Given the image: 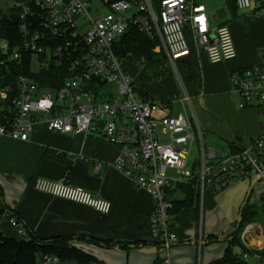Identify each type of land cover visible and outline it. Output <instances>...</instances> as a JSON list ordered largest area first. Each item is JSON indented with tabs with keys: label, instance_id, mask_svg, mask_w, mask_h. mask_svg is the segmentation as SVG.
<instances>
[{
	"label": "built area",
	"instance_id": "2783aa9c",
	"mask_svg": "<svg viewBox=\"0 0 264 264\" xmlns=\"http://www.w3.org/2000/svg\"><path fill=\"white\" fill-rule=\"evenodd\" d=\"M0 0V140L27 142L32 127L43 124L53 133L98 137L117 147L114 168L153 200L150 217L154 243L169 250L177 243L178 214L168 198L183 184H193L202 204L206 194L216 195L236 180L255 177L264 186V64L232 73L230 82L240 109H256L259 138L229 153L216 155L205 148L199 129L183 104L172 118L167 105L144 100L115 54L119 40L130 30L157 37L161 49L173 59L188 51L184 26L212 64L236 56L226 25L211 27L205 8L194 0ZM239 11L250 0H236ZM17 22V35L12 32ZM54 72L53 77L44 75ZM59 83L55 86L54 83ZM114 85L116 97L103 99L101 90ZM183 102L187 103L184 98ZM199 135V164L189 162V150ZM171 172L174 177H168ZM33 189L107 215L111 203L93 192L65 181L37 177ZM264 202V201H263ZM23 226L8 210L0 226ZM244 253L234 264H264V227L253 223L240 235ZM202 244V243H199ZM39 264H64L43 254ZM75 264V263H70ZM92 264H100L98 262ZM155 264H173L166 255Z\"/></svg>",
	"mask_w": 264,
	"mask_h": 264
},
{
	"label": "crops",
	"instance_id": "0c3cea01",
	"mask_svg": "<svg viewBox=\"0 0 264 264\" xmlns=\"http://www.w3.org/2000/svg\"><path fill=\"white\" fill-rule=\"evenodd\" d=\"M194 2L205 8L209 18L216 10L224 9L225 16L216 22L210 19V25L229 28L235 58L210 63L203 52H197L190 27L186 25L189 49L172 60L177 83L163 52L160 55L165 62L160 66L159 95L153 97L141 90L157 103L167 105L166 114L172 118L183 112L174 116L170 103L185 105L182 100L186 98L195 123L227 143L230 152L232 146L245 147L259 138L261 132L256 109H240L236 104L230 76L264 64V0H250L245 11L237 9L236 0ZM117 156V147L98 137L53 133L45 125L36 124L27 142L0 140V202L23 226L27 238L62 241L100 264H155L166 255L173 264H210L224 256L227 242H208L210 237L223 239L232 234L229 225L237 222L242 204L238 208L237 205L250 183L240 180L219 194H206L202 204L198 200L199 206L186 208L192 213H186L182 221L179 212L177 243L165 250L152 238V198L115 170ZM37 177L65 181L93 192L110 201L111 210L101 215L90 208L38 193L32 186ZM205 200L213 219L209 220L206 233L202 227ZM194 211L199 212L198 216ZM0 234L20 239L18 230L7 224L0 226Z\"/></svg>",
	"mask_w": 264,
	"mask_h": 264
},
{
	"label": "trees",
	"instance_id": "16d2710c",
	"mask_svg": "<svg viewBox=\"0 0 264 264\" xmlns=\"http://www.w3.org/2000/svg\"><path fill=\"white\" fill-rule=\"evenodd\" d=\"M157 3V0H154ZM12 32L17 35V22H13ZM3 32L0 31V36ZM157 48H161V42L159 38H151L146 34H141L136 30H130L126 35H124L115 47V54L119 58H126L128 56L132 57L137 61L146 63L154 59L159 54L155 53ZM54 72L50 71L44 73V75H49L53 77ZM54 83L57 87L59 83ZM137 90V89H136ZM142 99H151L148 94L143 92L141 89L137 90ZM231 150H236L234 146L230 148ZM182 194L185 196L183 203H176L174 205L175 213H179L182 209L187 207H192V205H197L198 203V192L193 186V184H183L179 187ZM2 197V191L0 189V199ZM7 209L0 202V214L2 211ZM10 214H12L9 211ZM13 215V214H12ZM242 221L240 225L236 228L231 235L224 237V240H217L219 238L210 237L208 243L215 242H227V249L224 256L218 261L212 262L210 264H234L237 260L238 255H233L231 247L233 245H238L241 249L245 250L241 240L240 235L244 226L247 223H261L264 224V210L257 211L247 204L242 210ZM259 221V222H258ZM43 254L54 255L59 258V260L64 264H92L98 262L95 258L84 254L83 252L69 248L65 243L59 240L52 241H37L32 238L16 239L13 237H7L0 234V264H37L39 259Z\"/></svg>",
	"mask_w": 264,
	"mask_h": 264
},
{
	"label": "rangeland",
	"instance_id": "374dc122",
	"mask_svg": "<svg viewBox=\"0 0 264 264\" xmlns=\"http://www.w3.org/2000/svg\"><path fill=\"white\" fill-rule=\"evenodd\" d=\"M22 1L24 3L27 2L25 0H22ZM166 61L169 63L173 77L175 78L176 83H177L176 71L173 70V66H175V65H174V63L171 64L168 58ZM164 62L165 61H164V58L162 57V55H157L151 61V63H149V62L143 63L141 61H137V60L133 59L132 57L128 56V57L123 58L121 60L120 66H121L123 72L133 80V86L135 89H137V90L142 89L144 91H147L148 94L155 97L156 95H159L158 78L162 75L160 72V66H162L164 64ZM152 68H154V69H152ZM138 73H140L139 76H138ZM101 95H102V98H103V95H105V98H103V99H111L112 97H116L117 94L115 92L114 85H112V84L105 85V87L101 90ZM170 105L172 106L174 116H177L179 113L184 111L183 105H181L179 102L170 103ZM184 106L187 109V112L189 113V115L192 117V114L190 113V111L188 109V105L185 103ZM192 109H193V111H194V109L196 110V108H194V107ZM196 116H197V119L199 122V116L198 115H196ZM192 122L195 125V129H196V127L199 128L205 148L214 149L216 151L217 156H220L222 151L224 153L229 152V147H227V143H225L224 141H221L219 139V137L216 136V134L206 132L204 129H202L203 130L202 131L200 129V126H199L200 123L198 124L196 121V123H197L196 124L193 119H192ZM184 149H186L187 151L189 150L188 159H189L190 165H192L193 163L199 164V157H201V153H200V149H199V135L198 134H197V136H195L193 143L191 145L190 144L185 145ZM167 176L168 177H174V174H172L169 171L167 173ZM240 182H242V181L236 180L230 185V187L236 183L239 184ZM244 183H247V182L244 181ZM243 197L240 200V202L238 203L237 208L242 204ZM263 201H264V186H261L259 183H255V185L253 187V191L251 193V197L249 199V204L251 206L253 205V208L260 212V211L264 210V202ZM197 206H199V202L197 203ZM213 212H215V209L213 210ZM186 213H188L187 215H190V213H192V211H189L186 208L182 209L180 211L179 221L180 220L182 221V219H184V215H186ZM194 214H196L195 211H194ZM198 214H199V212L196 215L198 216ZM237 218L238 217H236V220H237ZM209 220L213 221V219H211L209 216L208 201L205 200L203 223H202L203 230L205 228L204 233H206L207 224H208ZM253 223H256V222H253ZM253 223H251V222L247 223L244 226L243 230L241 231V234L244 232L245 227L247 225L253 224ZM259 224H261V223H259ZM236 225H237V222L234 225H231V226L229 225L230 232H234ZM262 226L264 227V224ZM177 228H179L178 223L175 224V232L177 231ZM223 232L225 233L226 229H224ZM217 240H224V239L219 238ZM220 243H222V242H220ZM223 243L226 244V242H223ZM210 244H212V242ZM213 244H215V243H213ZM205 247H207V245H205ZM231 251H232L233 255H242L244 253V250L241 249V247L238 245H233L231 247ZM246 253L248 254V264H254L255 261L253 260L252 255L249 252H246Z\"/></svg>",
	"mask_w": 264,
	"mask_h": 264
},
{
	"label": "water",
	"instance_id": "95a60500",
	"mask_svg": "<svg viewBox=\"0 0 264 264\" xmlns=\"http://www.w3.org/2000/svg\"><path fill=\"white\" fill-rule=\"evenodd\" d=\"M225 12H224V9H218L214 12V14L210 17L211 21L212 22H216L217 20L219 19H222V17H224L225 15ZM161 51V48H157L155 50V53L159 54ZM258 178L255 177L251 180L249 186H248V189H247V192H246V195H245V198H244V201L240 207V211H239V214H238V218H237V225H236V228L240 225L241 221H242V210L243 208L247 205V202L249 200V197L251 195V192L253 190V186L254 184L257 182ZM185 200V196L180 193L179 191H177L173 197L171 198H168V201L170 203H183ZM204 244V243H202Z\"/></svg>",
	"mask_w": 264,
	"mask_h": 264
}]
</instances>
